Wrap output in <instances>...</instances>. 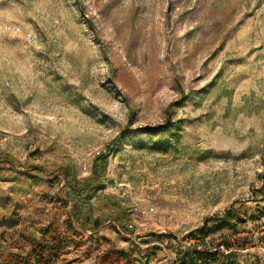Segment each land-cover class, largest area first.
<instances>
[{
	"label": "rangeland",
	"instance_id": "1",
	"mask_svg": "<svg viewBox=\"0 0 264 264\" xmlns=\"http://www.w3.org/2000/svg\"><path fill=\"white\" fill-rule=\"evenodd\" d=\"M201 240L264 264V0H0V264Z\"/></svg>",
	"mask_w": 264,
	"mask_h": 264
},
{
	"label": "trees",
	"instance_id": "2",
	"mask_svg": "<svg viewBox=\"0 0 264 264\" xmlns=\"http://www.w3.org/2000/svg\"><path fill=\"white\" fill-rule=\"evenodd\" d=\"M171 127H172L171 124L166 125L165 130L169 131ZM160 128H162L161 130L164 131V126ZM140 130L146 131L149 134H155L153 129H140ZM107 154L99 155L96 157V159L99 162L96 164V168L94 169L95 173L101 172L104 170V165L107 160ZM100 164L102 166L101 171H98L97 168H99ZM209 221L213 223L210 228H208L207 226H204L203 229L196 230V232L201 234L202 237H205L209 233L218 232L227 226L225 217L222 219L214 218V219H210ZM99 225H101V222L97 218L94 219L93 226H92L93 229H95L96 226H99ZM207 244L208 242L206 243L204 240H201L200 247H198L199 245L194 244L193 247L189 250H182V251L177 252L172 264H234V262L232 261L235 256L233 251H230L227 254H223L219 248H216V249L214 248V246L212 245V242H210L209 245ZM226 246L229 247L228 245ZM29 260L30 259H27L24 264H29L28 262ZM6 264H10V261H8Z\"/></svg>",
	"mask_w": 264,
	"mask_h": 264
},
{
	"label": "built area",
	"instance_id": "3",
	"mask_svg": "<svg viewBox=\"0 0 264 264\" xmlns=\"http://www.w3.org/2000/svg\"><path fill=\"white\" fill-rule=\"evenodd\" d=\"M129 227H131V225H129Z\"/></svg>",
	"mask_w": 264,
	"mask_h": 264
}]
</instances>
